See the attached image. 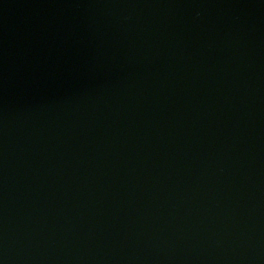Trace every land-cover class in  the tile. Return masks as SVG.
Instances as JSON below:
<instances>
[{
    "label": "water",
    "instance_id": "1",
    "mask_svg": "<svg viewBox=\"0 0 264 264\" xmlns=\"http://www.w3.org/2000/svg\"><path fill=\"white\" fill-rule=\"evenodd\" d=\"M0 264H264V0H0Z\"/></svg>",
    "mask_w": 264,
    "mask_h": 264
}]
</instances>
